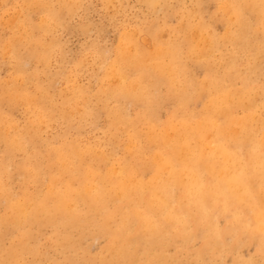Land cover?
I'll list each match as a JSON object with an SVG mask.
<instances>
[{
	"label": "rangeland",
	"instance_id": "rangeland-1",
	"mask_svg": "<svg viewBox=\"0 0 264 264\" xmlns=\"http://www.w3.org/2000/svg\"><path fill=\"white\" fill-rule=\"evenodd\" d=\"M52 1L0 0V264H261L257 242L250 237L243 236L235 245L227 236L220 250L201 260L202 239L187 240L176 227L152 240L138 224L125 234L131 239L129 254L113 260L111 249L117 245L113 239L124 234L120 211L127 207L114 195L93 210L72 194L70 221L61 213L35 214L37 204L50 197V189L63 191L67 179L72 178L78 191L86 182L85 164L99 178L110 174L112 182L125 168L129 175L148 181L153 150L144 133L152 126L149 123L164 127L183 112L198 115L200 84L216 71L221 73L234 51L223 40L227 24L220 0ZM245 21L242 25L253 24L254 17L247 13ZM196 28L203 29L211 42L212 65L190 55ZM230 28L238 33L240 27ZM246 42V48L236 47L243 57L234 72L243 73L250 65L245 51L254 46L251 35ZM168 50L171 55L165 56ZM171 57L178 66L176 89L168 78L156 77L151 67ZM257 62L258 75L251 85L264 94V56ZM131 83L147 86L153 101L149 106L119 93L121 86ZM241 83L236 76L235 86ZM182 91L183 98L175 93ZM259 114L264 117V109ZM134 134L139 137L132 146ZM75 147L83 159L69 158L64 173L56 152L70 154ZM17 204L27 206L29 213H18ZM227 224L219 217L220 228Z\"/></svg>",
	"mask_w": 264,
	"mask_h": 264
},
{
	"label": "bare ground",
	"instance_id": "bare-ground-1",
	"mask_svg": "<svg viewBox=\"0 0 264 264\" xmlns=\"http://www.w3.org/2000/svg\"><path fill=\"white\" fill-rule=\"evenodd\" d=\"M220 2V9L227 24L223 40L232 44L234 51L222 66L221 73L216 71L200 84L198 100L201 103V111L198 115L193 116L188 112H183L180 116L177 115L179 118L175 122L164 127H158L156 126L158 124L154 122L149 123L152 126L144 133V136L153 150L149 162L150 179L144 181L133 173L129 175L127 171L129 169L125 168L119 172L118 180L112 182L110 174L99 178L92 172L90 166L85 164L84 172L87 173L85 184L77 191L72 178H69L63 183V191L58 192L55 191L58 189H50V197L54 200L48 196L39 202L35 214L37 212H45L49 215L52 212L61 213L64 219L67 218L70 221L74 216L69 207L72 194L75 193L79 198L81 196L93 210L99 205L103 206L109 197L114 195L113 198L125 202L127 207L120 211V229L124 234L121 235L122 238L118 236L113 239L117 244L111 249L113 260H120L129 254L128 246L131 245V239L129 235L125 234L132 224H138L152 240L155 236L167 234L176 227L182 229L181 233L187 240L202 239L203 249L198 253L201 260L205 259V254L220 250L224 244L221 240L227 236L235 245L240 243L243 236L248 239L250 237L257 242L258 250L262 256L261 264H264V117L259 114V110L264 109V94L251 85L253 76L258 75L256 73L259 70L257 61L261 56H264V0H220ZM247 13L254 17V22L253 24L247 23L245 26L242 24L246 22L245 14ZM41 14L43 13L41 12ZM16 23L18 22L16 21ZM231 25L240 27L238 33L233 32L230 28ZM191 34V39L196 42L190 47L191 57L200 63L209 61V64L212 65V45L207 40L204 30L196 28L192 30ZM249 35L254 42L253 48L245 51L250 71L247 69L248 66L243 73L234 72L237 63L243 57L241 49L237 48H240V45L242 48H246ZM134 43L132 42L133 45ZM8 51L10 50L8 49ZM138 54L141 56L139 52ZM167 54L171 55L170 50L164 55L167 56ZM171 58L168 62L155 61L151 67L156 77L158 75L168 78L171 88L173 86L176 89L178 66L175 59ZM206 65L208 64L206 63ZM236 76L241 78L240 87L235 86ZM119 93L123 96L133 95L134 98L140 99L147 106L153 102L147 86L142 87L141 83H131L126 87L124 84L119 88ZM175 93H178L177 96L180 95L182 98L185 95L183 91ZM138 137V134L131 137L132 146ZM69 151L70 154L67 151L56 152L58 161H60L59 165L64 173L66 172L64 170L70 166L69 158L71 160L79 158L80 162L83 159V153L79 147L71 148ZM109 184L112 186L108 187ZM49 201H53L51 207L48 204ZM15 207L22 215L28 212V207L25 205L17 204ZM219 217H224L228 221L225 228L219 227ZM190 224H193V230H189ZM202 264L208 263L202 262Z\"/></svg>",
	"mask_w": 264,
	"mask_h": 264
}]
</instances>
